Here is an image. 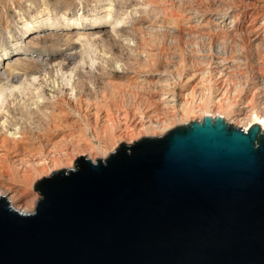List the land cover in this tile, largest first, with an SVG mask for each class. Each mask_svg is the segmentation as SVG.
<instances>
[{
    "label": "water",
    "instance_id": "water-1",
    "mask_svg": "<svg viewBox=\"0 0 264 264\" xmlns=\"http://www.w3.org/2000/svg\"><path fill=\"white\" fill-rule=\"evenodd\" d=\"M0 197V264H264V130L205 115Z\"/></svg>",
    "mask_w": 264,
    "mask_h": 264
},
{
    "label": "bare ground",
    "instance_id": "bare-ground-1",
    "mask_svg": "<svg viewBox=\"0 0 264 264\" xmlns=\"http://www.w3.org/2000/svg\"><path fill=\"white\" fill-rule=\"evenodd\" d=\"M95 1L102 6L101 16L92 20L94 29L88 33L107 30L117 40L124 30H129L128 20L138 18L132 24V30L139 35L136 65L131 75L122 71L123 75L118 76L120 71L110 70L107 87L90 92L95 94L93 98L90 94L84 100L80 96L73 105L61 94L46 101L48 105L45 103L46 110L42 111L45 119L42 117L40 122L43 126L38 122L42 132L38 134L31 133L30 124L42 110L41 94L35 92L37 100L29 106L26 102L14 105V120L10 121L20 120L24 126L15 122L12 124L18 126L14 125L19 132L15 128L16 132L7 130L8 134L0 130V197L19 212L35 211L40 198L35 184L40 178L58 169L72 168L81 155L93 161L108 156L121 141L132 144L142 137L161 136L178 124L200 120L207 114L223 116L245 130L256 123L264 130V0L259 5L255 0H223L225 5H217L216 0H143L161 14L160 24L150 19L147 10L116 11L110 1ZM230 13L238 20L233 23L235 30H214L212 34L206 32L208 28L205 31L214 15L222 18ZM141 14L149 19L146 23L144 18L139 20ZM46 17H33L21 30L28 34L34 28L76 29L75 21L61 25ZM195 18L201 22H193ZM79 44L87 58L93 56L92 42ZM215 45L222 50L217 58L213 54ZM7 49L0 52V66L9 53ZM24 63V72H29L32 63ZM34 65L32 70L37 71L38 62ZM90 67H95L94 61ZM9 76L0 77V122L5 118L0 129L4 131L12 126L4 114L9 112L10 118L6 105L11 97L18 99L14 89L4 86Z\"/></svg>",
    "mask_w": 264,
    "mask_h": 264
},
{
    "label": "rangeland",
    "instance_id": "rangeland-1",
    "mask_svg": "<svg viewBox=\"0 0 264 264\" xmlns=\"http://www.w3.org/2000/svg\"><path fill=\"white\" fill-rule=\"evenodd\" d=\"M104 1H110L113 3L112 7H115L114 9L116 11L120 10L121 8L125 11L136 9L139 11L147 10L150 12V19L152 21H157L160 24L162 17L161 14H157V10H155L156 8L147 5L143 0ZM222 1L223 0H216L217 5L227 4V2L224 1V3ZM253 1L254 0H251V2ZM254 2L258 4L261 1L255 0ZM99 3L100 2H96L95 0H0V52L3 50V48H8L7 50L9 51L8 55L6 54L3 60H1L2 65L0 66V77L7 78L9 76L8 72L12 71V75L9 76L10 80L5 79L4 86L8 87L9 89H14V91H16L15 94H17L16 97L18 98L17 100H14L11 97L9 103L7 104L8 107L6 105L5 110L7 111L8 109L11 112L10 118L8 115L9 112L8 114H4L8 116L7 122L9 121L12 126L9 125L5 131L4 129H0L1 132H6L7 130L10 133L16 132V130H18L17 132L20 131L19 128H16L18 126L12 123L18 122V124H16H20L21 126L19 127L21 128L23 123H19V119H15L19 121L11 122L14 120V113H12L14 105L18 104V106H20V102L23 104L26 102L28 103L27 106H29L31 102L34 103V101L37 100V97H33L35 92L41 94L39 107L42 110L41 112L40 110L37 111L38 115H35V119L33 120L34 124H30L33 126L31 127L28 124V127L30 126L32 129L31 130L29 128L32 134H38V132H42L41 126H43V123H40L41 118L44 116L42 115V111L43 108L46 110V104L52 98L54 100L57 97H60L62 94V97L65 96L67 100H71L70 102L75 105L76 101H78L81 97L84 100L87 98V95L90 94L89 97L93 98L91 95L95 94H91L92 92L103 91V89L107 87L106 84H108V79L111 77V74H109L110 70L115 69L120 71L118 76L123 75V73H121L122 71L125 73V75H131L133 71L132 67L136 65V61L139 56L137 55L138 53L136 51L139 35L134 30H132V24L137 22L138 18L135 17L128 20L129 30H124L123 34L121 35L122 37L118 38L117 40L114 36H112L111 32L107 30L96 33H88L94 29L92 25H90L92 20L98 16H101L100 9L102 6L98 7L100 5ZM262 3L264 4V2ZM48 12L49 14L45 15ZM231 14L233 13H230V15L227 14L222 18L214 15L211 19L212 22L208 25L209 27L205 26V31L208 28V31L206 32L212 34L214 30H235L233 25L235 26L238 20L235 19L237 21L236 22L233 18L234 16ZM42 15L43 18L48 16L46 18H48L50 22H54L56 20L60 21L61 25H64L67 21H75L77 22V24H75L76 29L64 30L60 28L59 30L53 31L51 28H45L42 29V31H39L38 29L34 28L30 33L24 34L21 30L23 24L26 22L27 24L28 22H31L33 17L40 19ZM141 15L142 17H140ZM141 15L138 16L140 21L142 18H144L143 15L145 14ZM148 20L149 19L146 17L145 23ZM194 21L195 23H198V21L201 22V20L198 18H195L193 22ZM234 22L235 24H233ZM203 25H206V22L203 23ZM30 26L32 25L30 24ZM81 27H83V29H80ZM87 40L94 44L92 46L93 56L90 58H87V54H85L86 52L81 49L79 44L82 42L87 44ZM215 46L216 47H214L215 50L213 51V54L217 58V56L219 57V53L222 50L217 47V45ZM25 56L29 61L26 59L15 60L17 57ZM93 61L95 67H90V64H93ZM24 62H31V66L33 65L32 68L35 67L34 64L38 62V66L40 68L37 69V71H33L32 68H30V70H28L29 72H24L22 67ZM66 82H70L69 86L63 85ZM21 88L24 94H21L22 92L18 91H22ZM72 92L75 95H71ZM33 103L31 106L35 107ZM34 112L37 114L36 109ZM17 117H20L19 114ZM4 120L5 118L2 119L0 125ZM233 125L236 127H241L235 124ZM8 131L7 134L9 133ZM86 156L89 157L88 155ZM99 157L105 158L107 156ZM74 166L72 168H74Z\"/></svg>",
    "mask_w": 264,
    "mask_h": 264
}]
</instances>
